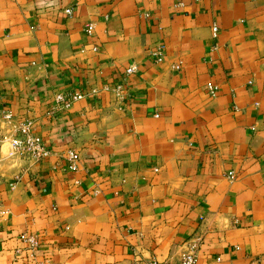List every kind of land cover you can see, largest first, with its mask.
Masks as SVG:
<instances>
[{
	"label": "crops",
	"instance_id": "obj_1",
	"mask_svg": "<svg viewBox=\"0 0 264 264\" xmlns=\"http://www.w3.org/2000/svg\"><path fill=\"white\" fill-rule=\"evenodd\" d=\"M27 120L40 161L1 141ZM187 244L264 264V0H0V264H176Z\"/></svg>",
	"mask_w": 264,
	"mask_h": 264
},
{
	"label": "built area",
	"instance_id": "obj_2",
	"mask_svg": "<svg viewBox=\"0 0 264 264\" xmlns=\"http://www.w3.org/2000/svg\"><path fill=\"white\" fill-rule=\"evenodd\" d=\"M65 13H69V10H65ZM90 27L86 29L89 33ZM135 72V66L129 65L125 70L123 77L116 82L111 83L110 86H105L101 90L111 91L113 93H119L122 91L123 80L125 76L131 75ZM95 94V90L91 91V95ZM84 95L80 93L72 94H57L54 97L55 108L57 110L67 109L73 102L80 100ZM1 141L7 142L10 147L9 156H18L23 159H32L40 161L45 158L48 151L44 148L41 139L33 132V123L31 120L23 121L19 124L12 134L9 136H3ZM68 160L73 163L75 155L68 153ZM228 175H231L230 173ZM25 241L30 247L35 245V240L27 237ZM194 246L187 244L184 251L180 254L176 264H196ZM136 264H165L159 263L154 260L138 262Z\"/></svg>",
	"mask_w": 264,
	"mask_h": 264
},
{
	"label": "rangeland",
	"instance_id": "obj_3",
	"mask_svg": "<svg viewBox=\"0 0 264 264\" xmlns=\"http://www.w3.org/2000/svg\"><path fill=\"white\" fill-rule=\"evenodd\" d=\"M2 154H5V149L2 150Z\"/></svg>",
	"mask_w": 264,
	"mask_h": 264
}]
</instances>
